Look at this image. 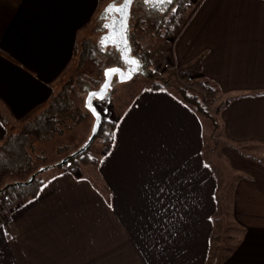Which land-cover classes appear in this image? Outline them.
<instances>
[{
    "label": "crops",
    "instance_id": "0c3cea01",
    "mask_svg": "<svg viewBox=\"0 0 264 264\" xmlns=\"http://www.w3.org/2000/svg\"><path fill=\"white\" fill-rule=\"evenodd\" d=\"M190 1L159 49L226 101L215 116L242 173L233 198L244 231L221 264H264V158L240 148L264 151V0ZM117 3L0 0V142L5 121L19 125L49 103L79 39ZM116 120L98 161L44 171L37 195L0 216V264L206 263L218 182L203 117L176 94L146 86ZM161 187L170 206L163 225L154 195Z\"/></svg>",
    "mask_w": 264,
    "mask_h": 264
},
{
    "label": "trees",
    "instance_id": "16d2710c",
    "mask_svg": "<svg viewBox=\"0 0 264 264\" xmlns=\"http://www.w3.org/2000/svg\"><path fill=\"white\" fill-rule=\"evenodd\" d=\"M134 5L145 6L143 0H135L133 6ZM190 5V0H173V3L167 4L161 13L156 14V12L146 8L142 13L136 15L133 13L130 17V21L131 19L134 20V25L140 29H144L145 22H147L148 19L147 17L152 15L155 16L157 24L155 31H153V37L159 38L165 35V33H176L180 29ZM173 8H175V11H172ZM103 23H105L104 17L100 19L97 17L93 23V27L98 29L102 27ZM129 38L132 49L136 50L135 54L139 56L144 63V73L152 80L148 88L165 89L176 94L183 101L191 105L202 117L205 116L210 119L213 128L218 129L219 123L216 116L212 113L209 105L203 101L201 96L193 92L187 85L179 82L172 72L166 73L157 69V61L156 58H154L155 49L149 48V44L144 43L143 38H139L134 31L129 34ZM75 53L77 57L75 71L77 74L72 73L65 81L62 88L53 93L51 100L45 107L33 117L22 122L17 131L10 130L0 142V189H2L0 191V207L17 198L37 195L44 182L43 173L45 170L39 172L32 181L28 182L31 176L39 169L36 167L35 157L31 151L34 141L37 139L45 140L51 137L55 132L59 131V123L62 116L67 115L69 112L76 111V101L73 99L74 93L78 90L86 91L89 88H97L104 80L103 75V78L100 77V71L96 68H90L89 71L83 72H80L79 69L84 67L85 63L88 61L97 64L98 69L102 68L103 72L107 66L115 64L124 65L121 52L117 47L114 45H110L108 49L103 47L99 41L96 42L94 40L93 34L91 33L90 35L83 36L81 40L78 41ZM201 87L207 94L211 95H214L218 90L217 86L205 81H201ZM96 99L103 104L107 99V95L103 98ZM225 103L226 101L221 102L218 107H216L215 113H217ZM95 105L102 113V123L95 139H102V141L106 142L108 147H110L114 140L117 120L110 116V108L107 107L104 113L96 103ZM5 123L8 124L6 121ZM12 127L13 126H11L10 129H12ZM93 142L83 152L71 155L64 164L56 166L66 168L77 167L83 163L98 161V158L92 156L90 153ZM205 151L206 148L204 147V153ZM205 157L207 158L206 154ZM207 162L209 165L211 164L208 158ZM8 176H23L24 178L7 180ZM7 184L8 186L4 188ZM219 193L220 192L216 193V200L219 201V204H216L217 207L222 205L220 201L224 199V195ZM213 222L214 230L211 234L210 253L205 264H221L227 253L231 252L235 248V244L243 237L242 233L244 228L235 221L225 222L226 225L225 223V226L222 224L221 228L218 217L214 215ZM237 227L240 228L241 233L238 231L236 232ZM230 241L232 244L229 243Z\"/></svg>",
    "mask_w": 264,
    "mask_h": 264
},
{
    "label": "rangeland",
    "instance_id": "374dc122",
    "mask_svg": "<svg viewBox=\"0 0 264 264\" xmlns=\"http://www.w3.org/2000/svg\"><path fill=\"white\" fill-rule=\"evenodd\" d=\"M150 5L153 4L150 3ZM166 5L167 4H161L158 6L153 5L148 9H150L153 12H156L157 14V13H161V11L164 10ZM134 6L131 12V16L133 13H135V15L142 13L147 8V6L145 7L144 5L143 6L134 5ZM147 18L148 19L147 22H145L144 29H140L139 27L134 25V20L131 19L129 34L134 31L139 38L144 39V43L149 44L148 45L149 48L160 50L159 49L160 42L163 41L161 38L169 40L175 33L168 32L165 33V36L154 38L153 31H155L156 29V24H157L156 17L152 15ZM108 19L109 16L104 17L105 23H103L102 27H99L98 29H95L93 27L94 24L91 23L89 26V30H87L86 33V35H90V33L93 34L94 40L96 42L99 41L100 44L102 39L108 40V44L106 46L107 49L109 48L110 45H113L111 38L108 39L106 37L108 29L107 27H105V25H107L106 21ZM81 38L79 39V41L81 40ZM135 52L136 50L132 49V53L135 54ZM76 63H77V57H75V62H73L70 68L67 70L66 75L62 80V85H60L57 90L62 88L63 84L72 73L77 74V72L75 71ZM90 68L91 69L96 68L97 70L100 71V77H102V75L104 77V72L102 68L98 69V65L91 61L86 62L84 67L79 69V71L80 72L89 71ZM156 68L166 73L172 72L174 74V77L179 82L183 83L184 85H187L193 92L198 93L203 99V101H205L209 105L210 110L215 115L216 107H218V105L223 101L218 100L217 97L215 98V94L214 95L207 94V92L201 87V82L199 79L196 78L192 79L188 76L185 77L184 75H182L181 73L182 71L180 72V75H178L176 72H173L172 70L164 69L160 66L158 61L156 64ZM151 81H152L151 78H149V76H147L144 72L137 73L132 79L127 81H121L118 79V77H115L113 79L111 88L106 94L107 99L103 102V104H101V102H99L96 98L94 99V102L104 113L107 110V107L110 108L109 111L110 116L116 118L123 110H125V108H127V106L131 102H133L138 92L144 87L148 86ZM89 90L90 88L87 89L86 91L78 90L76 93L73 94V99L76 101V107H75L76 111L69 112L67 115L62 116V119L59 123V131L55 132L51 137L45 140L37 139L34 141L33 146L31 147V151L35 157V164L37 168L46 167L45 171H51V169L58 167L56 165L62 158L70 155L75 150L82 147L85 144V142L88 140L89 136L93 131V127L95 123V115L93 114L91 109L86 105V97ZM4 117L6 116L4 115ZM203 120L205 122V139H206L205 154L207 158L210 161H212L213 168L215 171V176L218 182L217 183L218 191H216V193L220 192L219 194L224 195L223 201H220L222 205L217 207V209H215V212L213 214V216L216 215L218 217L219 225L222 228V224L224 225L225 222L227 223L236 220L234 217L235 203H234L233 194L237 182L239 178L242 176V173L231 164L230 158L226 154V152L231 147H234V145H229V143L220 133V130L213 128V124L210 119L204 116ZM10 121L8 119L7 125L9 126L8 127L9 131L10 130L17 131L20 124L12 125L11 123H9ZM11 126H13L12 129H10ZM101 141L102 139L96 138L95 141L93 142L90 150L92 156L95 157L96 153L102 154L103 151L107 152L108 150L107 143L103 141L105 145L102 146V144L100 145ZM240 148L242 150L249 151L251 153L255 152L254 154L256 156H260L264 158L263 147L262 149H260V147L259 148L256 147V150H254L252 149L251 145L250 146L241 145ZM77 167L74 166L67 168H77ZM16 178L23 179L24 177L8 176L7 180L10 179L13 180ZM222 188L224 189V191ZM216 202L219 204L218 200H216ZM237 231L241 233V230L238 227L236 228V232ZM231 241L229 242L230 244H232Z\"/></svg>",
    "mask_w": 264,
    "mask_h": 264
},
{
    "label": "water",
    "instance_id": "95a60500",
    "mask_svg": "<svg viewBox=\"0 0 264 264\" xmlns=\"http://www.w3.org/2000/svg\"><path fill=\"white\" fill-rule=\"evenodd\" d=\"M135 0H133V3L132 5L129 7L128 9V16H127V31L126 33H124V35L126 36L127 38V48L129 49V51H126V52H123L122 54V49H123V44H120V39H119V36L117 35V33L119 32L120 30V23H119V17H120V13L116 12L115 10H113V12H111L108 16H109V19L106 21L107 23V29H108V32L106 34V37L108 39H110V37H115L116 38V43L117 44H120V48H118L121 52V55H122V58L124 60V62L127 64L126 66L124 65H120V64H115V65H110V66H107L104 70V80L102 81L101 85L97 88H93V89H90L88 94H87V97H86V105L91 109V111L93 112V114L95 115V123H94V127H93V131L91 133V135L89 136L88 140L85 142V144L80 147L79 149L75 150L73 153H71L70 155L68 156H65L64 158H62L58 163L57 165H61V164H64L69 158L71 155H76L80 152H83L84 150H86L90 145L91 143L94 141L96 135L98 134L99 132V129H100V125L102 123V113L101 111L97 108V106L94 104L93 100L95 98H100L99 95L97 96H93L92 97V100L89 101V96L90 94L92 93H100V90L101 88L103 87V85L105 84L106 81L110 80V86L107 88L106 92L103 94V97H105V95L107 94V92L109 91V89L111 88L112 86V82H113V79L115 77H118L119 80L121 81H127V80H130L132 79L137 73L139 72H144L145 71V67H144V63L143 61L139 58V56H137L136 54H133L132 53V46H131V42H130V38H129V29H130V17H131V12H132V7H133V4H134ZM115 6L119 7L120 6V3H117L115 4ZM113 24H115V28H113ZM125 57H128V58H135L136 60L139 61V69L135 72H132L131 73V78H128V74H129V71L132 67V65H130L126 58ZM109 69H118L119 71L116 72V73H112L110 74L109 77H106L105 73L109 70ZM46 167H41L38 169V171L36 173H34L31 178L28 180V182L32 181L34 179V177L39 173V172H42L45 170ZM8 186V184L4 187L6 188ZM2 189H0L1 191Z\"/></svg>",
    "mask_w": 264,
    "mask_h": 264
},
{
    "label": "snow or ice",
    "instance_id": "6c2138e0",
    "mask_svg": "<svg viewBox=\"0 0 264 264\" xmlns=\"http://www.w3.org/2000/svg\"><path fill=\"white\" fill-rule=\"evenodd\" d=\"M120 6L117 7L115 5H109L106 9H105V13H111L113 12V10H115L116 12L120 13V17H119V23H120V30L117 33V35L119 36L120 39V44H123V49H122V54L123 52L129 51V49L127 48V38L124 35V33H126L127 31V16H128V9L129 7L132 5L133 0H119ZM145 4H153L154 6H158L164 3H168L171 4L173 3V0H144ZM172 11H175V8L172 9ZM105 27H107V25H105ZM113 28H115V24H113ZM112 40V43L115 47L120 48V44L116 43V38L115 37H110ZM108 44V40L106 39H102L101 40V45L102 46H107ZM127 62L132 65L129 74H128V78H131V73L135 72L139 69L140 65H139V61L136 60L135 58H128L125 57ZM118 69H109L105 75L106 77H109L110 74L112 73H116L118 72ZM110 86V80L106 81L105 84L103 85V87L100 90V93H92L89 96V101L92 100L93 96H97L99 95L100 98H103V94L106 92L107 88ZM167 191L165 188L161 187L157 189V192L154 194L156 197V201L159 204V215H160V220L159 222L161 223V225H163L164 223L167 222L166 220V214L169 210V205L165 203V199L164 197L167 196Z\"/></svg>",
    "mask_w": 264,
    "mask_h": 264
},
{
    "label": "built area",
    "instance_id": "2783aa9c",
    "mask_svg": "<svg viewBox=\"0 0 264 264\" xmlns=\"http://www.w3.org/2000/svg\"><path fill=\"white\" fill-rule=\"evenodd\" d=\"M154 57L162 68L172 70L173 72H176L178 75H180L181 70L179 65L173 62L167 55H164L160 50L154 51ZM22 201L23 198H17L8 202L5 205H2L0 207V216L3 215L6 210H13L14 208H16L19 204L22 203Z\"/></svg>",
    "mask_w": 264,
    "mask_h": 264
},
{
    "label": "flooded vegetation",
    "instance_id": "af4514ba",
    "mask_svg": "<svg viewBox=\"0 0 264 264\" xmlns=\"http://www.w3.org/2000/svg\"><path fill=\"white\" fill-rule=\"evenodd\" d=\"M144 1V0H143ZM145 4V3H144ZM145 6H147V8H150L151 6H153V5H148V4H146ZM127 64L124 62V66H126Z\"/></svg>",
    "mask_w": 264,
    "mask_h": 264
}]
</instances>
